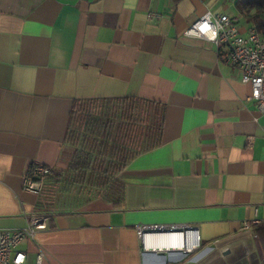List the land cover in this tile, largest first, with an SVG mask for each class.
<instances>
[{
  "label": "crops",
  "instance_id": "obj_1",
  "mask_svg": "<svg viewBox=\"0 0 264 264\" xmlns=\"http://www.w3.org/2000/svg\"><path fill=\"white\" fill-rule=\"evenodd\" d=\"M206 12L253 26L231 0H0V229L36 213L27 170L66 168L75 100L136 98L162 113L159 145L116 176L120 203L48 215L17 247L25 264L38 249L46 264H264V114L214 44L185 36ZM172 225L196 228L198 247H146L136 233Z\"/></svg>",
  "mask_w": 264,
  "mask_h": 264
},
{
  "label": "trees",
  "instance_id": "obj_2",
  "mask_svg": "<svg viewBox=\"0 0 264 264\" xmlns=\"http://www.w3.org/2000/svg\"><path fill=\"white\" fill-rule=\"evenodd\" d=\"M231 2L245 22L264 35V0ZM161 124V108L154 102L136 98L75 100L65 133L72 156L65 169H52L46 178L36 213L71 211L93 199L120 203L118 172L137 154L159 145ZM260 230L264 224L257 226L258 236Z\"/></svg>",
  "mask_w": 264,
  "mask_h": 264
},
{
  "label": "built area",
  "instance_id": "obj_3",
  "mask_svg": "<svg viewBox=\"0 0 264 264\" xmlns=\"http://www.w3.org/2000/svg\"><path fill=\"white\" fill-rule=\"evenodd\" d=\"M158 17L148 14V18ZM185 36L205 39L214 44L223 63L241 72L240 81L250 87L249 100L255 103V108L264 114V35L251 26L242 33L233 19L225 14L206 12L185 31ZM52 173L46 166L31 167L24 175L23 189L39 196L45 180ZM26 226L20 229H0V264H25L26 253L17 247L24 240H33L35 235L47 227L48 215L32 212L23 213ZM244 229L250 224L243 223ZM166 231L167 234H179L182 241L190 240L198 247L196 228L189 225L172 226H137L136 233L143 238L146 232ZM34 264H46L42 250L36 252Z\"/></svg>",
  "mask_w": 264,
  "mask_h": 264
},
{
  "label": "bare ground",
  "instance_id": "obj_4",
  "mask_svg": "<svg viewBox=\"0 0 264 264\" xmlns=\"http://www.w3.org/2000/svg\"><path fill=\"white\" fill-rule=\"evenodd\" d=\"M145 246H153L155 248H186V245L189 243L194 248L196 243H191L190 240L182 241L179 234H161V235H145ZM148 240V241H147ZM187 243V244H186ZM191 246L187 248L190 249Z\"/></svg>",
  "mask_w": 264,
  "mask_h": 264
},
{
  "label": "water",
  "instance_id": "obj_5",
  "mask_svg": "<svg viewBox=\"0 0 264 264\" xmlns=\"http://www.w3.org/2000/svg\"><path fill=\"white\" fill-rule=\"evenodd\" d=\"M161 234H167L166 231H157V232H146L144 235H161ZM191 251L188 252H184V256H186L188 253H190Z\"/></svg>",
  "mask_w": 264,
  "mask_h": 264
},
{
  "label": "rangeland",
  "instance_id": "obj_6",
  "mask_svg": "<svg viewBox=\"0 0 264 264\" xmlns=\"http://www.w3.org/2000/svg\"><path fill=\"white\" fill-rule=\"evenodd\" d=\"M59 186H60V185H58L57 188H58ZM74 193L76 194L77 192H74Z\"/></svg>",
  "mask_w": 264,
  "mask_h": 264
}]
</instances>
